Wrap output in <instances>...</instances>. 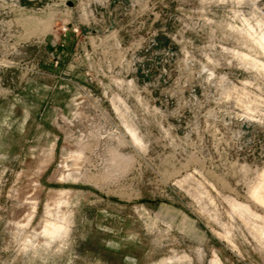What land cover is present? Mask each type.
Listing matches in <instances>:
<instances>
[{
	"label": "rangeland",
	"instance_id": "rangeland-1",
	"mask_svg": "<svg viewBox=\"0 0 264 264\" xmlns=\"http://www.w3.org/2000/svg\"><path fill=\"white\" fill-rule=\"evenodd\" d=\"M261 37L264 0H0V264H264Z\"/></svg>",
	"mask_w": 264,
	"mask_h": 264
},
{
	"label": "bare ground",
	"instance_id": "bare-ground-1",
	"mask_svg": "<svg viewBox=\"0 0 264 264\" xmlns=\"http://www.w3.org/2000/svg\"><path fill=\"white\" fill-rule=\"evenodd\" d=\"M260 45L264 46V37H261L260 40ZM258 190V189H257ZM257 192V191H256ZM255 193V192H254ZM56 197V196H55ZM54 198V197H53Z\"/></svg>",
	"mask_w": 264,
	"mask_h": 264
},
{
	"label": "water",
	"instance_id": "water-1",
	"mask_svg": "<svg viewBox=\"0 0 264 264\" xmlns=\"http://www.w3.org/2000/svg\"><path fill=\"white\" fill-rule=\"evenodd\" d=\"M68 5H69V6H72V5H73V3H72V2H68Z\"/></svg>",
	"mask_w": 264,
	"mask_h": 264
}]
</instances>
